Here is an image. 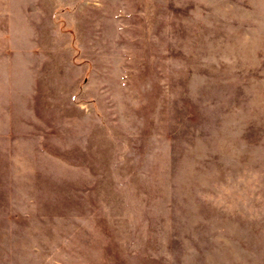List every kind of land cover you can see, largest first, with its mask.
<instances>
[{
  "label": "rangeland",
  "instance_id": "1",
  "mask_svg": "<svg viewBox=\"0 0 264 264\" xmlns=\"http://www.w3.org/2000/svg\"><path fill=\"white\" fill-rule=\"evenodd\" d=\"M0 264H264V0H0Z\"/></svg>",
  "mask_w": 264,
  "mask_h": 264
},
{
  "label": "crops",
  "instance_id": "2",
  "mask_svg": "<svg viewBox=\"0 0 264 264\" xmlns=\"http://www.w3.org/2000/svg\"><path fill=\"white\" fill-rule=\"evenodd\" d=\"M8 84H9L8 94H7L8 95V105H7V109L5 110V114L9 120V123H8V128L2 129V132H6V133L10 134L8 137H9V139H11V133L16 131V129H13V127H12L13 126L12 120L15 119L14 118L15 115H14L12 110L14 107H16V95H14V99H13V96H11V87H10L11 78L10 77L8 78ZM14 90H16V89H13V92H15Z\"/></svg>",
  "mask_w": 264,
  "mask_h": 264
}]
</instances>
